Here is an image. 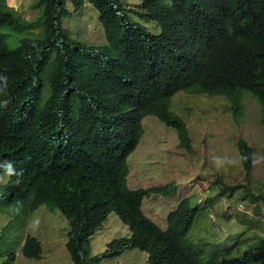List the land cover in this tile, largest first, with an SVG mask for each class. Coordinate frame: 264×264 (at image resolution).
Here are the masks:
<instances>
[{
  "label": "trees",
  "instance_id": "16d2710c",
  "mask_svg": "<svg viewBox=\"0 0 264 264\" xmlns=\"http://www.w3.org/2000/svg\"><path fill=\"white\" fill-rule=\"evenodd\" d=\"M90 1L106 43L70 35L62 20L68 0H35L42 34L9 47L13 33L32 24L21 23L20 14L0 0V163L23 170L0 185V209L19 205L27 214L43 203L60 209L70 222L66 246L75 264H99L131 248L148 252L146 264L260 263L264 236L242 248L239 239L227 245L214 237L195 247L188 234L202 209L191 197L168 213L167 228L147 216L144 198L171 195L177 185L131 188L128 158L149 114L175 128L180 146L192 151L188 123L171 109L180 91L224 95L234 112L249 92L264 120V0H141L140 10L123 0ZM72 2L76 10L84 5ZM142 19L157 22L160 32ZM237 145L249 174L254 149L244 138ZM260 198L247 187L241 196ZM111 212L131 235L112 239L91 256L90 237ZM42 250L33 235L22 247L31 258H41ZM2 255L0 247V262Z\"/></svg>",
  "mask_w": 264,
  "mask_h": 264
},
{
  "label": "rangeland",
  "instance_id": "374dc122",
  "mask_svg": "<svg viewBox=\"0 0 264 264\" xmlns=\"http://www.w3.org/2000/svg\"><path fill=\"white\" fill-rule=\"evenodd\" d=\"M5 8L20 14L21 23L32 24L23 33L14 32L7 41L15 47L23 37L35 38L42 34L43 23L38 19L35 0H6ZM130 8L140 10L141 0H123ZM133 14V12H132ZM134 16L137 17L134 13ZM63 26L76 39L89 44L107 42L98 10L90 0H84L79 10L68 0ZM154 33L160 32L155 21L141 20ZM13 31V30H12ZM171 109L188 123L192 151L180 146L178 131L156 115H146L144 134L139 145L129 155L131 188L164 186L176 183L171 195L152 193L143 201L147 216L167 228L168 213L175 209L181 198L191 197L192 205L202 209L188 237L199 246L205 238L214 237L227 245L241 240L245 247L264 236V120L260 102L249 92L243 93L237 112L224 95H208L188 91L178 92L172 99ZM244 138L254 149V167L248 174L244 169L237 141ZM5 171L0 174V185L9 180ZM241 185L240 189L231 187ZM228 186V187H227ZM262 198L256 201L241 199L244 188ZM237 188V187H236ZM257 206V210L253 208ZM0 213L1 250L4 264H75L66 246L70 222L59 210L41 205L27 218ZM32 227H29V222ZM28 235L36 236L43 244L41 258L22 253ZM131 235V229L119 214L111 212L101 229L90 237V255L103 252L117 237ZM8 252L16 257L10 259ZM148 252L139 248L127 249L122 255L102 260L99 264H146ZM92 264L95 261L92 260ZM264 264V258L260 263Z\"/></svg>",
  "mask_w": 264,
  "mask_h": 264
},
{
  "label": "clouds",
  "instance_id": "9594fccd",
  "mask_svg": "<svg viewBox=\"0 0 264 264\" xmlns=\"http://www.w3.org/2000/svg\"><path fill=\"white\" fill-rule=\"evenodd\" d=\"M0 167H2V168H4V171H5V173H6V175H9V176H11V175H17V176H20V175H22L23 174V170H20L19 172H17L16 171V169H15V167H14V164H13V162H11V161H6V162H2V163H0ZM2 172H0V174H1ZM10 178V177H9ZM41 205H46L48 208H50V209H52V210H59L61 213H62V211L60 210V209H58V208H52L51 206H49L47 203H43V204H41ZM41 205H39V207L41 206ZM39 207H37V208H39ZM36 208V209H37ZM35 209V210H36ZM35 210H32V211H29L27 214H25L24 212H23V210H22V206H19V205H17V206H10V205H5L2 209H0V213H8L9 214V216L11 217V219H13V216H17V217H20L19 216V213H22V215H24L23 217H25V218H27L29 215H31ZM63 214V213H62ZM64 215V214H63ZM67 218V217H66ZM68 219V218H67ZM29 227H32V222L30 221L29 222ZM101 229V228H100ZM98 231V230H97ZM96 231V232H97ZM28 236H31V235H28ZM27 236V237H28ZM1 237L2 236H0V239H1ZM27 237H26V239H27ZM25 239V240H26ZM41 241V240H40ZM25 242V241H24ZM42 242V241H41ZM0 243H1V241H0ZM42 249H43V244H42ZM9 254H11V253H14V252H8ZM42 254H43V250H42ZM16 255V254H15ZM8 257V256H7ZM42 257V256H41Z\"/></svg>",
  "mask_w": 264,
  "mask_h": 264
}]
</instances>
